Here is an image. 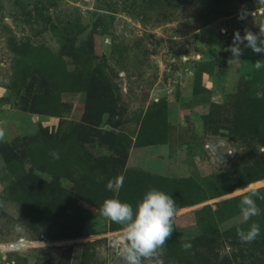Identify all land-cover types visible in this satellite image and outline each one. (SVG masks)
Here are the masks:
<instances>
[{
  "label": "rangeland",
  "instance_id": "1",
  "mask_svg": "<svg viewBox=\"0 0 264 264\" xmlns=\"http://www.w3.org/2000/svg\"><path fill=\"white\" fill-rule=\"evenodd\" d=\"M261 24L260 0H0V264H124L98 209L153 188L177 207L163 264H205L182 245L210 236L264 264V200L239 208L264 195V53L228 51Z\"/></svg>",
  "mask_w": 264,
  "mask_h": 264
},
{
  "label": "clouds",
  "instance_id": "2",
  "mask_svg": "<svg viewBox=\"0 0 264 264\" xmlns=\"http://www.w3.org/2000/svg\"><path fill=\"white\" fill-rule=\"evenodd\" d=\"M260 2L264 4V0ZM246 15L247 13L243 12L239 18L244 19ZM259 29V33L245 29L243 36L239 31L234 34L233 43L228 49L234 58L243 54L241 45L251 48L256 54L264 53V24L259 25ZM253 65L259 71L264 67V62L257 60ZM4 138L5 131L0 128V141ZM50 154L54 159L59 158L57 152ZM123 182L124 177L117 176L107 182L106 188L110 191H118L123 187ZM246 191L245 188L235 190L241 193ZM257 198L264 200V195H260L255 190L251 194L243 195L239 202L242 223L260 214L256 204ZM98 211L102 217L122 226L120 238L115 244L117 255L122 258L124 264H163L160 257L163 255L166 241L174 231L173 223L177 213L176 201L172 196L153 188L144 194L135 210L129 203L110 198L103 201ZM259 235L260 226L257 223H252L247 230L237 228V236L242 243H251ZM182 247L187 251L191 248V244L185 243Z\"/></svg>",
  "mask_w": 264,
  "mask_h": 264
},
{
  "label": "trees",
  "instance_id": "3",
  "mask_svg": "<svg viewBox=\"0 0 264 264\" xmlns=\"http://www.w3.org/2000/svg\"><path fill=\"white\" fill-rule=\"evenodd\" d=\"M205 210V209H203ZM213 234H217V235H221L220 233H218V231H216V229H212ZM228 233H222V235H227ZM189 244H191V248L189 249L194 256L197 259H200L202 262H204L205 264H233L230 263L228 261H226V259L223 258L222 263L221 262H217L216 259H218V254L215 253V250L217 249V245L218 243L214 241L213 237L210 236L209 241H205V240H196L193 242H190ZM226 262H225V261Z\"/></svg>",
  "mask_w": 264,
  "mask_h": 264
}]
</instances>
